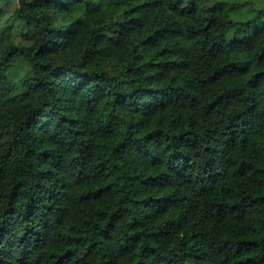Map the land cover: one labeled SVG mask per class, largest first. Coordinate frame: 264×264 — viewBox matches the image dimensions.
<instances>
[{
  "label": "clouds",
  "instance_id": "clouds-1",
  "mask_svg": "<svg viewBox=\"0 0 264 264\" xmlns=\"http://www.w3.org/2000/svg\"><path fill=\"white\" fill-rule=\"evenodd\" d=\"M0 264H264V0H0Z\"/></svg>",
  "mask_w": 264,
  "mask_h": 264
}]
</instances>
